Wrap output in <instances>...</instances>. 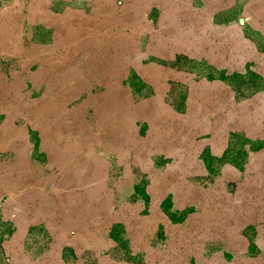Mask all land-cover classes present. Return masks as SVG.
<instances>
[{
  "label": "rangeland",
  "instance_id": "obj_1",
  "mask_svg": "<svg viewBox=\"0 0 264 264\" xmlns=\"http://www.w3.org/2000/svg\"><path fill=\"white\" fill-rule=\"evenodd\" d=\"M0 264H264V0H0Z\"/></svg>",
  "mask_w": 264,
  "mask_h": 264
}]
</instances>
